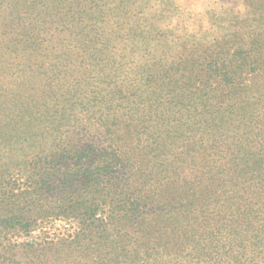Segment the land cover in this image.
<instances>
[{"label": "trees", "instance_id": "obj_1", "mask_svg": "<svg viewBox=\"0 0 264 264\" xmlns=\"http://www.w3.org/2000/svg\"><path fill=\"white\" fill-rule=\"evenodd\" d=\"M67 1L0 0V264H264V0L173 49Z\"/></svg>", "mask_w": 264, "mask_h": 264}, {"label": "rangeland", "instance_id": "obj_2", "mask_svg": "<svg viewBox=\"0 0 264 264\" xmlns=\"http://www.w3.org/2000/svg\"><path fill=\"white\" fill-rule=\"evenodd\" d=\"M102 3L101 10L94 9L96 16L106 18L109 26L124 28L128 33L124 38L132 45L148 41L152 46L158 43L173 49L213 44L258 25L247 0H103ZM82 10H88V6ZM65 37L71 38L70 34ZM142 55L143 51L133 54ZM42 146L41 137L34 135L28 141L21 140L14 151L37 152ZM5 154L7 151L0 149V156Z\"/></svg>", "mask_w": 264, "mask_h": 264}]
</instances>
